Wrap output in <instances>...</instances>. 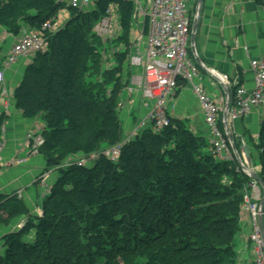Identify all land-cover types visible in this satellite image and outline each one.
<instances>
[{"label":"trees","instance_id":"obj_1","mask_svg":"<svg viewBox=\"0 0 264 264\" xmlns=\"http://www.w3.org/2000/svg\"><path fill=\"white\" fill-rule=\"evenodd\" d=\"M256 1L264 10V0ZM91 6L0 0V28L13 36L24 25L39 29L60 10L69 12L62 27L43 33L45 48L33 55L13 92L25 120L42 117V127L25 138L41 134L38 154L56 177L40 214L1 237L0 264H235L251 179L235 160L217 158L211 141L182 121L169 117L170 125L158 132L150 124L139 130L115 162L100 155L75 164L124 140L120 94L127 87L135 9L128 0ZM109 8L120 25L113 34L119 50L107 65L93 24ZM257 142L264 183V114ZM0 210L8 218L29 213L16 195L0 196Z\"/></svg>","mask_w":264,"mask_h":264},{"label":"crops","instance_id":"obj_2","mask_svg":"<svg viewBox=\"0 0 264 264\" xmlns=\"http://www.w3.org/2000/svg\"><path fill=\"white\" fill-rule=\"evenodd\" d=\"M185 2L190 20L189 57L196 64L191 51L190 39L197 15V27L194 35L196 57L204 68L213 72L222 80L223 84L225 83L229 87L231 94L236 85L250 92L254 82L249 63L251 60L264 59L263 8L256 0H201V2L185 0ZM68 16L69 12L66 9L60 10L54 23L55 29L62 27ZM29 30L30 27L24 25L19 35L13 36L0 28V70L4 72L6 91L5 95L0 94V116L4 118L0 128V143L3 145L0 196H12L21 190L23 198L20 200L33 215H39L41 191L35 183V177L45 170L46 161L40 154H31L25 143V134L35 127H42V117L25 120L15 109L13 100L14 89L21 81L24 68L32 61L33 56H22L9 67L4 66L5 58L12 45L22 33ZM130 51V56L143 54L144 34L139 35V39L137 38ZM196 65L199 69V83L220 107L221 111L218 114L217 122L225 135L223 125V110L226 104L225 87L214 76L204 71L198 64ZM133 67L137 66H130L127 70L130 77L136 78L139 85L129 83L121 93V99L124 100L121 101L122 106L119 109V121L125 135L145 119L151 105L141 93L143 68L138 66L142 69L134 70ZM165 108L170 118L182 121L195 135L208 134L210 136L204 123V116L189 86L179 83L173 95L165 102ZM231 110L232 106H230ZM230 111L227 122L235 146L238 150L242 146L248 148L252 156V167L259 171L260 164L255 146L258 143L257 136L263 119L264 106L254 109L247 116H237ZM15 159L22 160L23 163L18 166L12 165L11 162ZM54 178V176H50L49 181H53ZM257 187L259 188V186ZM249 192L250 194L254 193L252 188L249 189ZM36 211L37 214H34ZM9 232L8 230L7 233ZM249 234L250 218L244 214L241 232L236 239L237 258L235 264H253V250L249 242Z\"/></svg>","mask_w":264,"mask_h":264},{"label":"built area","instance_id":"obj_3","mask_svg":"<svg viewBox=\"0 0 264 264\" xmlns=\"http://www.w3.org/2000/svg\"><path fill=\"white\" fill-rule=\"evenodd\" d=\"M68 1V7L82 10L91 6L95 0ZM128 1L133 3L135 9L132 17L133 26L137 25L139 18L146 21L144 52L136 56H129V62L131 66H142L143 83L141 93L143 98L151 103L145 119L130 137L145 128L147 124H150L155 132L170 125L165 102L173 95L178 83H182L190 87L198 102L204 116V123L210 132L211 144L217 158L224 161L235 160L231 146L218 126L217 117L221 111L220 107L217 101L199 83L198 66L189 57L188 36L190 33V20L187 15L185 0ZM112 12V9L109 8L107 17L101 22L111 26L110 33L114 34L115 30L118 29V24L113 20ZM55 20L48 19L41 24L39 29L30 28L29 31L22 33L7 53L4 66L9 67L20 57L33 56L43 50L46 45L43 33L56 30L54 26ZM249 66L253 74V89L247 92L244 88L236 85L233 91L232 110L229 111L237 116H247L254 109L264 106V59L251 60ZM0 94H6L3 70H0ZM125 141L123 140L111 148L91 155L88 161L80 159L75 164L83 166L100 155L115 162ZM25 143L31 154H38V150L43 144V138L41 134L29 135L25 138ZM2 149L3 145L0 143V169L2 168ZM22 163L23 161L18 159L11 162L15 166ZM41 179L43 180L40 198H43L50 193L51 189L49 173H44ZM251 182L249 188H252L254 193L250 194L249 190L245 192L241 209L250 218L249 241L253 249V264H264V210L261 213L263 219V227L261 228L258 220L260 215V190L254 181L253 183ZM15 195L18 199H22L21 190Z\"/></svg>","mask_w":264,"mask_h":264},{"label":"rangeland","instance_id":"obj_4","mask_svg":"<svg viewBox=\"0 0 264 264\" xmlns=\"http://www.w3.org/2000/svg\"><path fill=\"white\" fill-rule=\"evenodd\" d=\"M62 1L65 3V5L67 7L69 1L68 0H62ZM87 9H89V8H87ZM90 9H92V6L90 7ZM101 21L98 23H95V24L92 23L93 24V32L96 34L97 38L100 41V48L102 49L101 50L102 51V60L105 61V63L107 65H110L113 61L112 53H114V51H118L119 47L115 48L113 45L116 36H114L113 34L110 33L111 32V30H110L111 26H109L108 24H103ZM143 22H144V20L142 18H139L137 21V25L133 26V30L131 32V38H130L132 45H134V43H136L137 38L139 39V35L143 34V31H142ZM119 25L120 24L118 22L117 26L119 27ZM130 53H131V51H130ZM130 66H131V64L129 62L128 67H130ZM133 69L137 70V69H142V68L141 67L140 68L133 67ZM137 76H139V75H137ZM133 79L130 77V74L129 75L126 74L125 81H126L127 86L129 85L130 82L136 86L139 85L136 78H133ZM125 89H126V87H125ZM122 100H124V99H121V94H120V107H119V109L122 106V104H121ZM139 124H137L136 127L131 132H129V134L126 133V135H125V133L122 132V137H123L124 141L126 139H128L130 136H132V133L138 128ZM146 127L148 128L149 125L147 124ZM204 136H206L211 141V139H212L211 135L209 136L208 134H206ZM69 163H72V160L70 162L66 163L65 165L62 164L61 166L62 167L67 166ZM47 172L49 173V177L50 176L56 177L55 169L45 168L44 171L39 173V175L35 177V183H37V185L40 187L41 192H42L41 176ZM47 182H49V181H47ZM40 195H41V193H40ZM22 198H23V193H22ZM34 214H37V211ZM32 215H33L32 212L29 211L28 215H27V213H25V214L19 215L16 218H14V217L8 218V216L4 213V211L0 210V239L4 234H7L8 230L10 232H12V231H18V230L22 229L26 225L28 217H31ZM2 253H3V243L0 240V254H2Z\"/></svg>","mask_w":264,"mask_h":264},{"label":"water","instance_id":"obj_5","mask_svg":"<svg viewBox=\"0 0 264 264\" xmlns=\"http://www.w3.org/2000/svg\"><path fill=\"white\" fill-rule=\"evenodd\" d=\"M199 2H201V0H199ZM198 13V10H197ZM196 27H197V15L196 18L194 20L193 23V27H192V33H191V39H190V44H191V51L195 57V62L196 64H198L200 66V68H202L204 71H206L207 73H209L210 75L214 76L217 80H219V82L225 87V96H226V104L223 110V125H224V130H225V136L231 146V150L233 153V156L235 158V161L237 163V166L239 167V169L241 170V172L243 174H245L246 176H248L251 179V183H253V181L257 184V186H259V189L261 190V198H260V202H259V225L262 228L263 227V219L261 216V213L264 210V183L261 180L258 171L254 170L252 167V156L248 150V148L246 146H242L239 150L236 148L235 143L233 141V138L231 137L229 128H228V114H229V110H230V106H231V91L229 89V87L223 82L220 78H218V76H216L215 74H213V72L207 70L206 68H204V66L201 64V62L199 61V59L196 57L195 55V50H194V35H195V31H196Z\"/></svg>","mask_w":264,"mask_h":264},{"label":"bare ground","instance_id":"obj_6","mask_svg":"<svg viewBox=\"0 0 264 264\" xmlns=\"http://www.w3.org/2000/svg\"><path fill=\"white\" fill-rule=\"evenodd\" d=\"M7 41V40H6ZM220 125V124H219ZM42 175V174H41ZM43 180V179H42ZM6 226V225H5Z\"/></svg>","mask_w":264,"mask_h":264}]
</instances>
